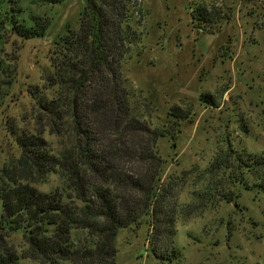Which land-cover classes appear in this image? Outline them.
Masks as SVG:
<instances>
[{
  "label": "rangeland",
  "instance_id": "374dc122",
  "mask_svg": "<svg viewBox=\"0 0 264 264\" xmlns=\"http://www.w3.org/2000/svg\"><path fill=\"white\" fill-rule=\"evenodd\" d=\"M88 0H0V50L17 54L12 108L0 111V164L18 156L7 126L19 134L35 129L37 99L52 101L43 86L52 78L56 43L78 29ZM140 42L123 61L125 85L135 113L156 127L167 126L172 109L188 117L175 138L161 139L163 180L181 177L164 217L159 249L149 244L148 218L119 230L116 264H264V188L237 186L234 202L192 210L207 185L201 173L220 149L264 154V0H134ZM204 10L213 15L207 22ZM50 21L43 35L25 38L20 26ZM17 24H15V21ZM7 21V22H6ZM10 28L8 31L5 28ZM17 25V28H14ZM1 57V51H0ZM48 147L59 139L45 134ZM253 181L250 180V183ZM59 184L50 176L40 189ZM192 211V212H191ZM2 212L0 200V216ZM171 231V232H170ZM9 242L22 253V233ZM20 264H38L21 259Z\"/></svg>",
  "mask_w": 264,
  "mask_h": 264
},
{
  "label": "trees",
  "instance_id": "16d2710c",
  "mask_svg": "<svg viewBox=\"0 0 264 264\" xmlns=\"http://www.w3.org/2000/svg\"><path fill=\"white\" fill-rule=\"evenodd\" d=\"M138 13L134 0H88L79 28L69 29L56 43L53 75L43 86L54 91V99H37L35 129L21 134L10 125L5 129L19 154L0 164V264H20L21 259L116 264L119 230L144 218L152 228L149 244L154 249L160 247L165 222L174 235L176 218L167 221L164 213L181 177L163 180L165 161L158 144L175 138L180 122L188 117L172 109L168 125L154 128L134 111L122 67L141 40ZM32 18L35 26H20L25 38L43 35L50 24ZM204 18L211 22L213 15L204 10ZM5 28L10 29L7 23ZM0 51V111H5L16 104L11 89L17 54ZM46 133L59 139L57 150L48 147ZM50 176L59 184L49 191L40 189ZM201 176L207 185L195 193L200 200L192 210L198 212L222 201L234 202L237 186L264 188V154L228 144ZM14 233L26 240L22 253L9 242Z\"/></svg>",
  "mask_w": 264,
  "mask_h": 264
}]
</instances>
